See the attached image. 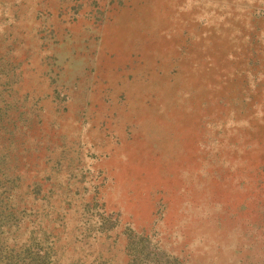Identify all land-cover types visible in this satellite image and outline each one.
<instances>
[{
	"label": "rangeland",
	"instance_id": "rangeland-1",
	"mask_svg": "<svg viewBox=\"0 0 264 264\" xmlns=\"http://www.w3.org/2000/svg\"><path fill=\"white\" fill-rule=\"evenodd\" d=\"M0 264H264V0H0Z\"/></svg>",
	"mask_w": 264,
	"mask_h": 264
}]
</instances>
